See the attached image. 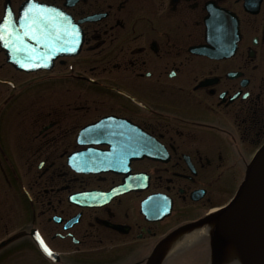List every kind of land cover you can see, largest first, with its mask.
<instances>
[{"label": "flooded vegetation", "instance_id": "1", "mask_svg": "<svg viewBox=\"0 0 264 264\" xmlns=\"http://www.w3.org/2000/svg\"><path fill=\"white\" fill-rule=\"evenodd\" d=\"M26 11L57 18L75 43L54 42L52 25L26 35ZM6 16L0 264H148L171 234L217 220L264 145V0H0ZM141 146L149 156L126 165ZM114 148L124 172L70 163ZM79 192L95 204L73 201Z\"/></svg>", "mask_w": 264, "mask_h": 264}, {"label": "water", "instance_id": "2", "mask_svg": "<svg viewBox=\"0 0 264 264\" xmlns=\"http://www.w3.org/2000/svg\"><path fill=\"white\" fill-rule=\"evenodd\" d=\"M55 11L60 12V10ZM61 17L62 20L67 19V15L63 11H61ZM78 33L77 46L80 50L81 36L79 30ZM4 35L6 37V34ZM1 42L5 46L6 41ZM91 127L84 129L81 136H86ZM115 149L112 153L84 150L73 154L72 157L78 159L77 169L80 172L118 171L116 163L110 158L115 153ZM130 149L132 147L126 145L125 150L129 151ZM141 150H144V148ZM143 152H141V155L133 157L143 156L145 154ZM78 196L83 199L82 204H91L89 193L79 194ZM218 218L220 219L217 221L216 232L213 235L214 251L221 253L224 249L233 250L232 254L228 255L235 258L234 252H236L243 264H264V146L249 165L245 179L237 194L221 210ZM43 248L48 255H52L46 246ZM223 253L220 254L222 256L221 260H227L225 253ZM219 258L217 256L218 260ZM160 260L161 256L158 255L150 264H159Z\"/></svg>", "mask_w": 264, "mask_h": 264}, {"label": "snow or ice", "instance_id": "3", "mask_svg": "<svg viewBox=\"0 0 264 264\" xmlns=\"http://www.w3.org/2000/svg\"><path fill=\"white\" fill-rule=\"evenodd\" d=\"M42 7V6H39ZM26 18L30 20V23L26 25V27L29 29L28 32H26V35H31L33 39H38L36 32H45L46 28L48 25H52V27L55 29V37H54V42L55 41H60V42H68L71 41L73 44L75 43V37L76 33L74 30L69 31L68 29L63 28L62 26H58L57 24V18L55 17H50L48 15L43 14L42 12H38L37 16L35 18L30 17V14L26 11L25 12ZM7 25V20H5L3 23H0V41L5 40V33L8 32V27ZM16 34L14 32L8 33V38L11 39L13 36ZM16 39H19V36H16ZM53 42V43H54ZM5 47H11L10 44L6 43ZM69 50H74V48L69 49ZM30 59H40V57H30ZM22 67H30V66H35V65H30V64H22ZM38 235V234H37ZM42 243V242H41Z\"/></svg>", "mask_w": 264, "mask_h": 264}, {"label": "bare ground", "instance_id": "4", "mask_svg": "<svg viewBox=\"0 0 264 264\" xmlns=\"http://www.w3.org/2000/svg\"><path fill=\"white\" fill-rule=\"evenodd\" d=\"M214 224V222L212 223V225ZM192 241V239H187L184 243V245L190 244ZM228 264H243V262L241 261V259L239 258V256L237 255V253H235V258L233 257H229L228 258Z\"/></svg>", "mask_w": 264, "mask_h": 264}]
</instances>
